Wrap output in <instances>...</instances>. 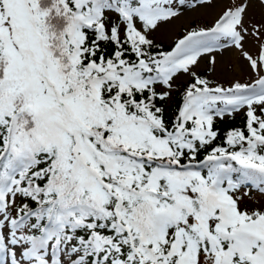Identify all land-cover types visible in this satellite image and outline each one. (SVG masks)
Instances as JSON below:
<instances>
[{
  "label": "snow or ice",
  "instance_id": "6c2138e0",
  "mask_svg": "<svg viewBox=\"0 0 264 264\" xmlns=\"http://www.w3.org/2000/svg\"><path fill=\"white\" fill-rule=\"evenodd\" d=\"M213 2L0 0V264H264V0L154 38Z\"/></svg>",
  "mask_w": 264,
  "mask_h": 264
},
{
  "label": "rangeland",
  "instance_id": "374dc122",
  "mask_svg": "<svg viewBox=\"0 0 264 264\" xmlns=\"http://www.w3.org/2000/svg\"><path fill=\"white\" fill-rule=\"evenodd\" d=\"M188 2L195 3V0H188ZM232 2L233 0H214L211 5L202 4L194 8H189L186 5L184 14L171 23L162 25L160 31L154 34V38L157 41L172 44L175 39L191 28L211 25L217 13L221 12L226 4H231ZM249 20V26H251V23L261 22V9L259 6L250 10ZM247 47L253 54L256 53L257 46L255 41H250ZM215 55V65L209 62L208 57H204L200 60L196 71L198 73L206 72L207 78H210L213 82L222 83L226 87L235 80H239L241 83H251L258 78L257 73L251 70L248 62L236 50H221ZM263 73L264 70H261L260 74ZM245 203L248 207H261L264 206V197L259 196L253 190L252 197L247 199Z\"/></svg>",
  "mask_w": 264,
  "mask_h": 264
},
{
  "label": "trees",
  "instance_id": "16d2710c",
  "mask_svg": "<svg viewBox=\"0 0 264 264\" xmlns=\"http://www.w3.org/2000/svg\"><path fill=\"white\" fill-rule=\"evenodd\" d=\"M162 43H163V46H164L165 49H167L171 45V44H168V43H165V42H162ZM200 74H202L205 77H207V73L206 72H202ZM208 79H210V78H208ZM243 124H244V116H243V113L240 112V113H236L233 117H227L223 121L217 120L216 127L220 130L221 136H223V133L225 131H227L229 128H232V127H243ZM217 142L219 143V142H222V141H217ZM249 208H252V207H249Z\"/></svg>",
  "mask_w": 264,
  "mask_h": 264
}]
</instances>
